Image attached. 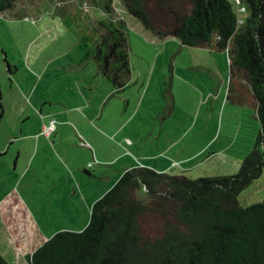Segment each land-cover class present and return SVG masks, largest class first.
Wrapping results in <instances>:
<instances>
[{"label":"rangeland","instance_id":"rangeland-1","mask_svg":"<svg viewBox=\"0 0 264 264\" xmlns=\"http://www.w3.org/2000/svg\"><path fill=\"white\" fill-rule=\"evenodd\" d=\"M229 1L237 20H242L245 10L237 0ZM108 16L123 20L127 30L130 75L120 91L97 72L93 59L83 57L99 19L107 18L92 0H18L13 9L0 13V202L12 191L24 199L23 206L16 204L8 215V223L0 219V249L12 264L26 263L14 258L12 249L23 241H7L9 230L25 233L24 244L31 249L57 230L83 228L92 203L117 180L116 172L127 160L151 168L164 163L165 172L189 178L229 175L238 169L258 129L250 106L225 97V50L186 46L175 37L158 36L119 0L112 2ZM83 36L88 45L80 39ZM6 61L16 67L13 72H8ZM40 99L46 100V109L75 106L40 117L47 124L52 119V138L64 143L56 145L53 154L41 145L31 162ZM31 132L33 138H23ZM70 140L89 151V161L92 150L101 153L103 148L122 157L106 164L104 178L76 170V192L70 194L69 187L63 193L57 159H64L66 151H77ZM166 145V157L146 159ZM37 159L45 167L36 176ZM87 161L83 167L91 172L95 165ZM237 199L242 205L264 199V168Z\"/></svg>","mask_w":264,"mask_h":264},{"label":"trees","instance_id":"trees-1","mask_svg":"<svg viewBox=\"0 0 264 264\" xmlns=\"http://www.w3.org/2000/svg\"><path fill=\"white\" fill-rule=\"evenodd\" d=\"M107 14L83 57L120 91L130 75L125 22L108 16L114 0H92ZM18 0H0V13ZM144 28L182 45L226 51V99L253 109L258 129L238 169L189 178L144 165L124 168L91 205L79 230H57L26 264H264V199L239 192L264 168V0H119ZM84 45L86 39L80 38ZM8 72L15 66L6 61ZM0 264H12L0 253Z\"/></svg>","mask_w":264,"mask_h":264},{"label":"crops","instance_id":"crops-1","mask_svg":"<svg viewBox=\"0 0 264 264\" xmlns=\"http://www.w3.org/2000/svg\"><path fill=\"white\" fill-rule=\"evenodd\" d=\"M45 101L46 100H42V99L37 100V118L39 119V120L37 119V141L33 142L35 149L33 152V157L31 158V162H32L33 158L35 156H37V154L39 152V147L41 145L43 146V148H47L48 150H50L53 154L52 150L56 149V145H58L60 142L64 143L63 141L60 140V138H59V142L56 143L55 137L52 138L53 132H50L49 135H46L43 133L42 123H43V126L46 125L47 123L45 121L44 122L41 121L40 117L50 118V114H57V113H60V111L64 112L65 110H73L74 106H75V105L69 106L67 109H60V110L54 109V110H52V109H46L44 107ZM50 121H52V119H49V122ZM72 132H74V131H72ZM33 134H34L33 132H31L30 134H25L23 138H25V137L33 138ZM74 135H75V133L72 134L73 137H74ZM72 136H71V139H72ZM35 139H36V137H35ZM126 140L128 141L129 139L126 138ZM70 141L73 142V140H70ZM74 146L77 150L75 153H69L66 151L64 153V155H65L64 159L63 158L57 159L58 165L61 166V170L59 173L60 177L58 178L59 179L58 185H59L60 192H63V193L66 191L65 189H69V187H70V189H69L70 194H74L76 192V185H78V184H75L74 181H72V179L77 178V176L75 174L76 170L80 169L82 172H85L88 176L91 175V176L96 177V175H97L98 178H104V177H106V172H107L106 164H109V165L114 164L115 162L120 160L122 157L120 153H108L107 154L105 148H103V150H101V153L100 152L98 153L97 151L92 150L91 161H89L90 160L89 159V151L87 149H83V147L82 148L79 147L80 145H75V143H74ZM62 147L65 150L69 149V148L65 147V144L62 145ZM167 148H168V145L157 148V150L153 154H150V156L146 155V156H148L146 159H149L151 157H156L160 160L161 158L166 157V156L163 157L162 155L164 153H166ZM65 150H63V151H65ZM19 152H20V148L18 147V148H16V155L17 156H18ZM1 154L2 153H0V155ZM67 159H68V161H67ZM40 160H42V159H37V168H35L36 176L38 175V169L45 167L44 166L45 162L44 161L40 162ZM85 160H88L87 163L91 162V165L89 164L90 166L95 165L94 170H92L90 172L88 169L83 167ZM74 163H76V164H74ZM63 164H65V165H63ZM158 164L160 165L158 168L154 167L155 170H158V171H165L166 167L168 166L164 163H158ZM15 165H16L15 168H18L17 167L18 166L17 159L15 160ZM136 165H144V166H148V167H153V166H151V164H147V163H144V164L140 163L139 164L136 161L129 159V160H127L125 166L123 167V169L121 171L117 170V172H116L117 177L120 176V174L122 173L124 168L130 167V166H136ZM74 166L76 168H74ZM81 166H82V168H81ZM19 173H20V171H19ZM22 174H23V172H21L20 175H22ZM66 192H68V191H66ZM85 196L86 195L83 194L84 198H85ZM83 197H81V199H79V201H78V204H80L81 206H82V201H83L82 198ZM22 200H24V199L22 198L20 192L17 193L16 191H12V192L4 194L2 196V199L0 202V219H3L4 221H6V223H8V220H6L8 218V215L12 213V210L16 209V207H15L16 204H18V203L20 204L19 208L23 206ZM86 208L87 209L89 208L88 204H86ZM65 229H67V228H65ZM9 231H10V234L7 233L8 234L7 235V241H23V242H21V244H16L14 246V248L12 249L13 254H14V258H20V259H22V261L24 260V262L26 263L25 256L28 253H30L34 248H36L38 245L36 247L34 246L33 248L30 249L31 246L28 248L24 244V241H26L25 233H23L21 231H17V230H16V232H12L11 230H9ZM27 240H29V239H27ZM44 240H41V241H44ZM4 251H6V250H4ZM0 253L3 256L5 255L1 249H0Z\"/></svg>","mask_w":264,"mask_h":264},{"label":"built area","instance_id":"built-area-1","mask_svg":"<svg viewBox=\"0 0 264 264\" xmlns=\"http://www.w3.org/2000/svg\"><path fill=\"white\" fill-rule=\"evenodd\" d=\"M242 8V7H241ZM243 9V8H242ZM53 129V121H50L48 124L44 125L43 126V132L46 134V135H49L50 132L52 131Z\"/></svg>","mask_w":264,"mask_h":264}]
</instances>
